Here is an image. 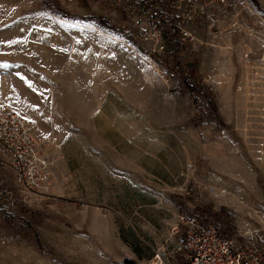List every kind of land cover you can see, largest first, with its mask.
I'll list each match as a JSON object with an SVG mask.
<instances>
[{"label":"rangeland","instance_id":"374dc122","mask_svg":"<svg viewBox=\"0 0 264 264\" xmlns=\"http://www.w3.org/2000/svg\"><path fill=\"white\" fill-rule=\"evenodd\" d=\"M152 1L0 0V105L58 144L52 196L0 212V264H177L181 219L264 247V0L194 45L155 38Z\"/></svg>","mask_w":264,"mask_h":264},{"label":"built area","instance_id":"2783aa9c","mask_svg":"<svg viewBox=\"0 0 264 264\" xmlns=\"http://www.w3.org/2000/svg\"><path fill=\"white\" fill-rule=\"evenodd\" d=\"M122 0H119V3ZM242 0H162L170 9L181 40L198 42L188 30L204 23L217 27V13H226ZM217 12V13H216ZM127 34L133 36L131 31ZM156 32L155 38L161 36ZM58 148L53 134L41 133L35 122L11 107L0 105V212L41 203L54 192L52 168ZM183 239L176 247L177 264H264V247L253 237H225L211 225L181 219ZM169 264V263H167Z\"/></svg>","mask_w":264,"mask_h":264},{"label":"trees","instance_id":"16d2710c","mask_svg":"<svg viewBox=\"0 0 264 264\" xmlns=\"http://www.w3.org/2000/svg\"><path fill=\"white\" fill-rule=\"evenodd\" d=\"M150 7H151V12H152L151 21H150L151 26L155 28H159L162 34L168 38H174L175 36H177V32L175 28L173 27L172 13L170 9L168 8V6L165 7L163 5H160L152 1V5L150 4ZM186 50H187L186 45L179 41V46L176 49V51L173 53V55H175L176 57L175 60H177L182 65L185 64V60H186L185 51ZM153 58L158 60L160 64H163L165 69H169L167 65L168 63L165 59H163L162 57H159V55L157 54H153ZM181 84L189 88L185 80L181 81ZM190 88H191L190 90L191 92H195L197 90V87H190ZM126 264H135V263L131 261H127Z\"/></svg>","mask_w":264,"mask_h":264}]
</instances>
